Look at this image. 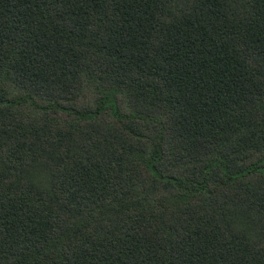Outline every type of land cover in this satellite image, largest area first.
I'll list each match as a JSON object with an SVG mask.
<instances>
[{"label":"trees","instance_id":"trees-1","mask_svg":"<svg viewBox=\"0 0 264 264\" xmlns=\"http://www.w3.org/2000/svg\"><path fill=\"white\" fill-rule=\"evenodd\" d=\"M0 264H264V0H0Z\"/></svg>","mask_w":264,"mask_h":264}]
</instances>
